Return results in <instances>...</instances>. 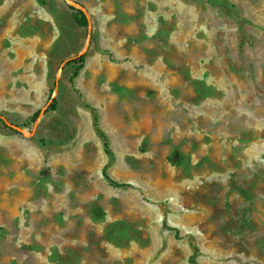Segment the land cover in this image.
<instances>
[{"label":"rangeland","instance_id":"obj_1","mask_svg":"<svg viewBox=\"0 0 264 264\" xmlns=\"http://www.w3.org/2000/svg\"><path fill=\"white\" fill-rule=\"evenodd\" d=\"M0 117V264H264V0H0Z\"/></svg>","mask_w":264,"mask_h":264},{"label":"trees","instance_id":"obj_2","mask_svg":"<svg viewBox=\"0 0 264 264\" xmlns=\"http://www.w3.org/2000/svg\"><path fill=\"white\" fill-rule=\"evenodd\" d=\"M76 22L79 26H82V27H86L87 26V19L84 15V13L81 11V10H76ZM85 57H86V53H80V54H77L75 55L74 57L68 59L66 61V64H71V65H76V68L72 74V77H71V80L73 77L76 76L77 72L79 71V69L81 68V66L84 64V61H85ZM84 106L86 108H90L88 107V105L84 104ZM38 112H36L34 114V116L37 115ZM92 126H93V130L95 132V134L98 136V138L101 140L102 142V146H103V152L105 153V155L107 157H110L111 156V151L109 149V146H108V143H107V140H106V137L105 135L99 130L98 128V124H97V116L95 114L94 111H92ZM101 176L103 178V180L111 187L113 188H121V189H125V188H131V185L127 184V183H120V182H117L115 181L113 178H111L108 173L106 172L105 168L103 167L101 169ZM162 226L165 227V224L164 222L162 223ZM171 229L172 231H174V235L177 236L176 234V229L174 228H169ZM193 248V255H196L197 253V249L194 245L191 246ZM192 256L189 258V263L190 264H195V261L194 259L192 258Z\"/></svg>","mask_w":264,"mask_h":264},{"label":"water","instance_id":"obj_3","mask_svg":"<svg viewBox=\"0 0 264 264\" xmlns=\"http://www.w3.org/2000/svg\"><path fill=\"white\" fill-rule=\"evenodd\" d=\"M0 119L2 120V122L7 126L9 127L10 129H13L14 131H20L19 127L13 125V124H10L8 123L7 121H5L2 117H0Z\"/></svg>","mask_w":264,"mask_h":264}]
</instances>
